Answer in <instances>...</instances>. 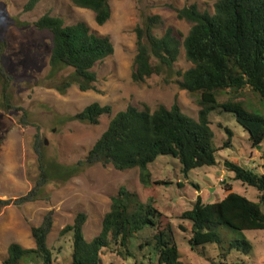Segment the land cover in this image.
<instances>
[{"label": "rangeland", "instance_id": "obj_1", "mask_svg": "<svg viewBox=\"0 0 264 264\" xmlns=\"http://www.w3.org/2000/svg\"><path fill=\"white\" fill-rule=\"evenodd\" d=\"M28 1L0 0V39L4 40V45L0 44V199L12 201L0 207V264H3L8 246L13 242L24 248H33L31 229L48 218L52 224L47 245L58 263L69 264L71 234L61 236V230L72 224L77 214L84 213L85 239L89 241L97 236L103 217L120 187L136 194L143 202L151 200L164 215L161 222L171 223L182 264H264V229L242 232L253 246L251 253L230 251L225 257L222 253L226 251L222 246L226 248L228 240L241 239L242 233L220 227L221 248L216 243H207L191 249L188 243L191 223L181 219V213L191 208L198 195L204 202L221 200L226 195L225 185H230L232 191L251 201H258L257 190L235 180L233 173L225 168L224 161L264 173V142L259 149L252 147L248 132L236 121L234 114L220 108L209 114L213 143L218 148L223 147L228 137L225 127L232 131L233 136L229 147L216 152L214 166L193 169L185 176L177 159L161 155L148 167L153 181L167 184L146 187L140 181L138 168L119 171L112 165L94 164L83 166L66 181H50L42 188L40 199L13 202L35 187L42 161L73 165L84 159L106 130L109 120L128 105L139 108L147 105L154 110L160 105L169 108L177 101L184 114L197 119L200 109L198 96L180 89L176 83L180 79L178 73L191 67L182 45L172 68L142 82L132 79L137 40L135 30L137 26H143L148 17L156 15L162 23L154 28L153 33L161 36L166 29H171L181 43L191 23L179 19L176 11L195 4L201 11L212 13L214 2L111 0L110 17L100 26L91 10L75 6L70 0H39L27 10ZM43 15L59 16L66 25L82 21L92 32L109 37L114 51L94 66L97 75L94 89L83 92L72 85L65 93L58 92L53 85L70 69L60 72L54 80L46 79L52 34L33 26ZM152 63L156 61L152 59ZM228 96H220L219 101L226 100ZM245 96L251 102H257L248 91ZM93 102L109 105L111 114L100 116L97 125L70 118ZM262 210L264 212V208ZM181 225L186 231L179 228ZM152 235V230L144 229L133 240L137 262L157 264L151 245L137 248L141 242L151 243ZM101 259V264H134L133 258L119 256L111 249L102 251Z\"/></svg>", "mask_w": 264, "mask_h": 264}, {"label": "trees", "instance_id": "obj_2", "mask_svg": "<svg viewBox=\"0 0 264 264\" xmlns=\"http://www.w3.org/2000/svg\"><path fill=\"white\" fill-rule=\"evenodd\" d=\"M38 1L29 0L27 10L32 9ZM70 1L75 6L91 10L96 24L100 26L110 17L111 0ZM209 1H214L212 13L201 11L195 4L176 11L179 19L191 23L181 43L172 34L171 29H166L161 36L153 33L154 28L162 23L156 15L148 17L144 25L137 26L135 30L137 40L132 79L142 82L154 74L159 75L172 68L182 45L191 67L178 73L180 79L176 83L180 89L198 96L200 109L197 119L184 114L177 101L169 108L160 105L154 110L147 105L142 108L128 105L109 120L106 130L95 141L84 159L73 165L42 161L40 177L35 187L26 195L15 199V204L40 199V192L47 183L55 180L66 181L83 166L112 165L119 171L138 168L140 181L146 187L167 184L164 181H153L148 167L161 155L177 159L185 176L193 169L214 166L216 152L229 147L233 136L232 131L225 127L228 137L223 147L214 145L209 114L217 108L233 113L236 121L248 132L251 146L258 149L262 147L264 0ZM33 26L48 30L52 34L46 79L54 80L60 72L71 70L53 85L54 88L62 94L72 85H76L83 92L94 89V83L97 81L94 66L114 51L109 37L92 32L82 21L66 25L59 16L43 15ZM3 41L0 39L2 46ZM152 59L156 63H152ZM247 91L257 99L256 103L245 96ZM224 94L229 96L220 102L219 97ZM107 114H111L109 105L93 102L70 118L97 125L100 116ZM224 166L233 173L235 180L257 190L258 201H251L232 191L230 185L224 186L226 195L216 202H204L198 195L191 208L181 213V219L191 223V237L188 240L191 249L199 245L203 247L207 243L222 246L221 234L218 231L220 227L240 233L264 229V173L259 174L231 161H224ZM11 202L0 199V207H5ZM162 216L164 217L151 200L143 202L136 194L120 187L112 198L109 211L103 217L101 231L97 236L89 241L85 239L84 213L77 214L73 223L61 230V236L71 234L69 264H101L102 251L106 249H111L119 256L133 258L134 264H144L142 261L137 262V252L133 249V240L144 229L153 231L151 243L141 242L137 245L138 249L151 245L157 264H182L171 223L163 224ZM51 224L48 218L40 226L32 227L31 233L35 243L33 248L11 243L3 264H60L47 245ZM179 228L186 231L182 225ZM226 246H222V250L226 251L222 253L225 257L230 251L247 255L253 250L244 235L239 240H228Z\"/></svg>", "mask_w": 264, "mask_h": 264}]
</instances>
